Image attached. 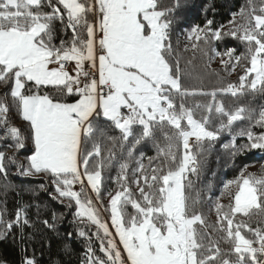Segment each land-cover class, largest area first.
I'll return each instance as SVG.
<instances>
[{"label": "snow or ice", "instance_id": "snow-or-ice-1", "mask_svg": "<svg viewBox=\"0 0 264 264\" xmlns=\"http://www.w3.org/2000/svg\"><path fill=\"white\" fill-rule=\"evenodd\" d=\"M181 6V0H0V175L15 166L21 176L47 178L52 198L75 208V234L90 242L81 264H264V164L259 172L244 165L214 201L207 196L216 216L211 224L198 184L225 133L229 163L264 153V106L252 103L264 98V0H246L226 24L207 19L192 26L183 41L175 32ZM187 52L186 65L198 55L206 69L219 58L221 70L211 73L217 84L205 88L202 77L181 66ZM238 67L237 81L227 80ZM192 79L201 83H186ZM224 95L235 99L226 103ZM197 96L206 99L189 102ZM13 109L26 132L10 121ZM238 137L247 143L237 144ZM148 142L156 155L137 156ZM116 166L117 190L104 205L105 171ZM7 212L0 206V239L30 225L26 206L11 218ZM56 220L53 213L43 223L55 231ZM93 236L103 256L91 246ZM22 264L38 261L25 254Z\"/></svg>", "mask_w": 264, "mask_h": 264}, {"label": "trees", "instance_id": "trees-1", "mask_svg": "<svg viewBox=\"0 0 264 264\" xmlns=\"http://www.w3.org/2000/svg\"><path fill=\"white\" fill-rule=\"evenodd\" d=\"M245 2L246 0H181L182 6L176 14L175 32L180 35V39L183 41V33L187 29L196 24L203 25L207 19L214 20L216 25L226 24L231 19V14L238 12L240 7L245 5ZM61 35H63V30L58 26L57 42ZM68 35L70 36L71 33L69 32ZM226 44L227 46L236 47L238 54L244 52L243 45L234 40H228ZM220 50L223 51V46H220ZM191 58V52L183 53L181 66L186 68L187 71H191L194 77H202L205 88H210L218 83L211 73L213 70H221L220 63L213 65L212 62L211 68L206 69L204 61L197 55L191 65H186L184 61ZM240 74H242V70L238 67L236 72L226 76V79L237 81ZM186 83L199 85L201 81L192 79L186 81ZM219 98L224 99L226 103H231L235 99L230 95L220 96ZM68 99L71 100V98ZM204 99L206 98L200 96L188 98L189 102ZM242 102L247 103L248 99L242 98ZM252 103L253 106H264V98L256 97ZM9 116L12 123L25 129V132L27 131L26 122L19 118L15 109L10 112ZM246 126V122L239 124V127ZM253 130L260 131L259 128ZM110 134L118 136L119 132L113 130ZM228 140H230V136L225 133L216 142L214 149L206 157L205 170L198 181L199 186L205 189L204 212L210 224L215 222L216 216L214 212L209 211L211 203L207 201V196H211L214 201L219 196L223 183L238 176L244 165H248L249 172H259L261 165L264 164V153L259 150H253L238 157L234 165L229 163L221 148V144ZM242 143H247L246 138L238 137L237 144ZM141 151L144 152L146 157L156 155V149L151 142L138 146L136 155L139 156ZM29 154V148H26L19 153V159L23 160ZM145 163H147L146 159ZM117 173L118 166L105 171L101 197L109 198L107 193L117 190V184L114 182ZM193 179L195 178L193 177ZM41 184L45 186L42 188ZM208 187L211 188L210 192ZM52 192H54V188L47 178L21 176L17 173L15 166L9 167V174L6 178L0 175V206L6 204L8 218L14 216L17 208L26 206L30 221L29 226L23 229L14 228L12 233L0 239V261H6L7 264H22L23 257L26 254L34 256L38 264H81L90 242L75 234L77 226L72 223L75 208L67 207V201L62 204L53 199L50 195ZM92 196L94 197L95 194H92ZM222 203L227 204L228 198H223ZM128 210L132 211L130 207ZM53 213L57 217L55 231L43 223L44 220L51 223ZM85 230L91 234V232L96 231V228L89 223ZM69 232L73 233L72 240L67 239V233ZM21 236H23V241H21ZM91 246L97 255L103 256L99 252V241L96 240L95 236L92 237Z\"/></svg>", "mask_w": 264, "mask_h": 264}, {"label": "rangeland", "instance_id": "rangeland-1", "mask_svg": "<svg viewBox=\"0 0 264 264\" xmlns=\"http://www.w3.org/2000/svg\"><path fill=\"white\" fill-rule=\"evenodd\" d=\"M217 64H219L218 58L215 61H213V65H217ZM30 147H31V145H29L28 148L30 149ZM35 178H39V177H35ZM75 190H79V185L76 186V189ZM90 194L92 195L94 193H90ZM52 195H55V193L52 192ZM108 200H109V198L102 197V201H103V204L104 205H107ZM100 215H101V219L108 221L109 222V226H110V214H109V212L105 211L104 208L101 207L100 208ZM111 230L114 232V229H111Z\"/></svg>", "mask_w": 264, "mask_h": 264}, {"label": "crops", "instance_id": "crops-1", "mask_svg": "<svg viewBox=\"0 0 264 264\" xmlns=\"http://www.w3.org/2000/svg\"><path fill=\"white\" fill-rule=\"evenodd\" d=\"M117 240H118V238H117Z\"/></svg>", "mask_w": 264, "mask_h": 264}]
</instances>
